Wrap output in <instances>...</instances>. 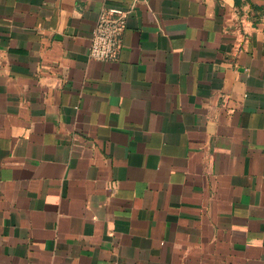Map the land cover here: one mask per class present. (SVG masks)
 Segmentation results:
<instances>
[{"label": "crops", "instance_id": "1", "mask_svg": "<svg viewBox=\"0 0 264 264\" xmlns=\"http://www.w3.org/2000/svg\"><path fill=\"white\" fill-rule=\"evenodd\" d=\"M0 264H264V0H0Z\"/></svg>", "mask_w": 264, "mask_h": 264}, {"label": "built area", "instance_id": "2", "mask_svg": "<svg viewBox=\"0 0 264 264\" xmlns=\"http://www.w3.org/2000/svg\"><path fill=\"white\" fill-rule=\"evenodd\" d=\"M128 17L129 12L119 7H111L102 13L89 50L93 60L110 62L118 58L123 47V35Z\"/></svg>", "mask_w": 264, "mask_h": 264}]
</instances>
